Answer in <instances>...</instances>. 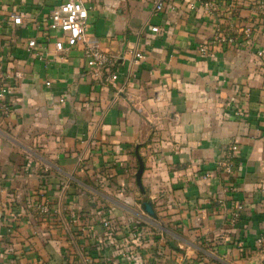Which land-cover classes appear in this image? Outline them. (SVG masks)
Returning a JSON list of instances; mask_svg holds the SVG:
<instances>
[{
    "label": "crops",
    "instance_id": "1",
    "mask_svg": "<svg viewBox=\"0 0 264 264\" xmlns=\"http://www.w3.org/2000/svg\"><path fill=\"white\" fill-rule=\"evenodd\" d=\"M0 1V264H264L262 0H85L97 74L83 44L55 49L63 0Z\"/></svg>",
    "mask_w": 264,
    "mask_h": 264
},
{
    "label": "built area",
    "instance_id": "2",
    "mask_svg": "<svg viewBox=\"0 0 264 264\" xmlns=\"http://www.w3.org/2000/svg\"><path fill=\"white\" fill-rule=\"evenodd\" d=\"M146 2L153 4V9L155 12H161L164 7L167 5L169 0H145ZM260 5L264 10V0L261 1ZM204 6L208 11H215V6L210 2H205ZM7 10L3 3L0 1V15L1 13ZM89 10L90 8L86 5L85 0H63L59 4L55 5L50 13V17L47 21V27L53 31H61L63 39L58 38L55 41V49L58 52L64 51L67 47H74L79 44H83L84 55L87 59L88 66L94 70L95 74L100 72L105 68L111 61V57L100 49L98 43L94 41L89 35H87V30L89 28ZM8 16L16 26H27L29 24V19L24 11L13 8L8 10ZM154 31H158V27H153ZM248 36H251L252 30L248 28L245 30ZM223 42H229L231 45H238L237 39L234 36L230 37H221ZM29 49H35L39 47V41L37 39H31L28 42ZM202 52H206L207 48H201ZM39 57H42V53L36 54ZM146 58L145 54L141 51L134 52V61L135 65L140 64ZM22 77L21 71H16L14 73V78L19 79ZM47 85H50V82H47ZM11 90V85L4 84L0 89V112L3 115H8L10 113V105L4 100L6 94ZM66 98L61 96L59 98L60 103L65 102ZM239 147L236 143L231 144L227 147L225 151L224 159L220 162L219 168L231 174L234 169V156L238 152ZM103 223L106 226H110L109 218L104 216ZM132 233L133 240H140V233L133 229Z\"/></svg>",
    "mask_w": 264,
    "mask_h": 264
},
{
    "label": "water",
    "instance_id": "3",
    "mask_svg": "<svg viewBox=\"0 0 264 264\" xmlns=\"http://www.w3.org/2000/svg\"><path fill=\"white\" fill-rule=\"evenodd\" d=\"M136 155H137L138 163H139L138 170L136 172L137 184L139 186L141 193L146 194V190H145L143 182H142V176H143V173L145 171V162L143 160V157L139 153V145H137V147H136ZM142 206L151 216L156 217L155 211H154L153 206H152L150 201H144L142 203Z\"/></svg>",
    "mask_w": 264,
    "mask_h": 264
}]
</instances>
